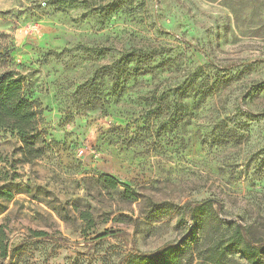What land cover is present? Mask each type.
I'll use <instances>...</instances> for the list:
<instances>
[{
  "label": "rangeland",
  "instance_id": "obj_1",
  "mask_svg": "<svg viewBox=\"0 0 264 264\" xmlns=\"http://www.w3.org/2000/svg\"><path fill=\"white\" fill-rule=\"evenodd\" d=\"M7 75L43 121L36 159L0 129V264H127L169 245L210 264L237 226L264 245V0H0ZM206 203V219L183 214Z\"/></svg>",
  "mask_w": 264,
  "mask_h": 264
},
{
  "label": "trees",
  "instance_id": "obj_2",
  "mask_svg": "<svg viewBox=\"0 0 264 264\" xmlns=\"http://www.w3.org/2000/svg\"><path fill=\"white\" fill-rule=\"evenodd\" d=\"M43 121L42 109L37 102L32 100L26 91L25 82L19 77L7 75L0 78V129L17 132L24 141L23 154L29 159L41 157V152L35 145L26 138L39 129L40 122ZM104 182L107 188L116 190L119 182L110 175L105 174ZM8 199L13 197L12 192L0 193ZM183 214L194 220L206 219L211 212V204H200L196 207L183 210ZM181 214V217L183 216ZM81 218L87 222H92L91 213L83 211ZM183 218V217H182ZM229 236L224 251L220 253V248L215 246L206 258L210 264H224L222 257L224 253H229L233 249L240 252L247 264H264V245H255L247 236L241 226H237ZM48 235L45 231H33L32 236L44 237ZM5 232H1V242H4ZM2 256L8 257V245L2 244ZM176 245H169L153 253L138 252L129 256L127 264H183V257L178 254ZM225 254V256H226ZM186 264V263H185Z\"/></svg>",
  "mask_w": 264,
  "mask_h": 264
}]
</instances>
